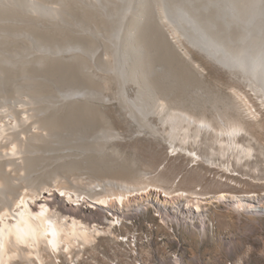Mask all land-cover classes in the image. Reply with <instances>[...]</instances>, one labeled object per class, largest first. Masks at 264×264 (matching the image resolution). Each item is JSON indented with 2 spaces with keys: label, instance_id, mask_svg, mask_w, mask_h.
<instances>
[{
  "label": "bare ground",
  "instance_id": "1",
  "mask_svg": "<svg viewBox=\"0 0 264 264\" xmlns=\"http://www.w3.org/2000/svg\"><path fill=\"white\" fill-rule=\"evenodd\" d=\"M49 1L0 0V264H46L62 257L72 262L82 258L101 237L115 236V221L133 220L150 208L164 223L205 224L206 205L216 195L174 185L173 178L163 173L153 177L156 167L146 164L147 154L136 150L134 159L124 151L115 117L99 109L105 101L99 100L86 78H72L76 82L67 78L69 83L57 87L50 97L31 102L23 99L27 93L21 91L23 68L31 63L32 50L25 52V47L21 53L7 44L23 45L24 39H29L34 44L30 47L41 53L36 59L35 53L34 66L42 64L46 55L63 53L96 61L95 66L118 84L117 103L137 132L154 139L165 137L174 149L212 159L211 152L202 156L195 151L188 131L181 130V122H186L209 133L217 143H230L236 151L232 161L236 170L239 157L250 155V145L257 141L250 123L257 106L264 108V0H70L90 7L84 8L92 9L105 25L82 26V32L97 41L91 48L80 40L83 43L51 48L9 28L15 24L14 13L53 18L61 14V9L50 8ZM32 22L34 29L35 25L42 29L52 24L51 19ZM154 34L163 43L151 42ZM182 40L231 76L239 77L245 92L231 88L221 101L206 98L210 90L204 93L201 87L203 91L195 88L187 100L160 96V101L156 85L171 82L169 67L182 68L194 77L202 71L195 61L198 56L180 48ZM103 42L112 52L111 64L98 53ZM153 43L164 45L167 57L155 58ZM128 82L137 87L132 100L125 96ZM170 82L167 87H174ZM202 82L198 83L202 86ZM78 116V122L86 126L72 121ZM154 116L160 121L158 126L148 122ZM165 128L170 131L165 133ZM243 197L219 196L237 212H257L255 204L264 201V195Z\"/></svg>",
  "mask_w": 264,
  "mask_h": 264
},
{
  "label": "rangeland",
  "instance_id": "2",
  "mask_svg": "<svg viewBox=\"0 0 264 264\" xmlns=\"http://www.w3.org/2000/svg\"><path fill=\"white\" fill-rule=\"evenodd\" d=\"M50 1L49 3L51 5L48 3L50 8L61 9V14L57 13L56 15L58 16L53 18V16L50 17L47 15L45 17L39 15V13H34L33 15L25 12L14 13L11 17H14L15 24L9 28L11 30L13 29L15 33H27L35 41L38 40L39 44L51 46V48H54L53 46H59L61 49L64 44L74 43L75 41H83L85 45L87 44L86 47L90 48L97 45V41L83 33L81 28L82 26L91 27L92 25L94 27L98 25L97 28H102L101 25L105 27L100 22L101 19L98 18V14L94 13L92 9L87 10L90 7H82L76 1L59 0L62 2L59 5L56 4L58 0H53L56 3H52V0ZM28 16L30 19H35V21H50L51 19L52 26L50 25L51 27L46 26L39 29L35 25L34 29V26H32L33 19L29 21ZM79 36L82 37L80 38ZM157 37L158 35L156 34L152 35L150 41L154 42L156 39L157 43H163ZM25 42L29 47L34 48L32 46L34 44L29 39H24L23 45L14 42L7 44L8 47H13L15 50L21 49L20 52L26 48L27 50H24L25 52H29L30 49L32 50L30 51L31 55L33 54L31 56L33 58L30 60L31 65L29 64L23 68V70L25 69L23 71L25 80L23 82L21 81L22 84L24 83V90L21 89V91L27 92H23L24 94L21 93L23 94L21 96L23 99L30 100L31 102L35 98H42V96L44 98L50 97L57 90V87L59 88L64 84L67 85L70 78L72 82H76L72 78H86L85 82L87 85H91L92 90L95 88V92L99 94V100L105 101L104 104H99V109L103 112H111L115 117V129L119 133V142L124 151L134 159L137 158L135 154L136 150H141L147 154L145 156L146 164L150 162V164L156 167L155 173L152 175L153 177L163 173L166 177L173 178L172 182H175H173L174 185L180 184L182 186L184 185L183 187L185 189L192 187V191L204 192L212 196L216 195L206 205L208 218L202 226L201 224L177 225L170 222L164 223L157 216V212L153 208H150L148 211H140L133 220L115 221L113 231L115 236L107 235L101 237L98 239L96 245L83 253L84 256L82 258L69 262L65 257H62L60 260H55L54 262L49 261L46 264H264V201H262L261 205L255 204V210L257 212H237L232 209L229 203L223 202L219 198L220 195L226 194L234 197L245 196L243 198L246 199L250 198L249 196L253 194L259 196L264 195L263 106H257L256 116L250 122L258 142L256 141V143L250 145V149L252 150L250 155L243 154L239 157L241 158L240 162H238L239 168L235 170L233 169L232 163L234 164V162L232 161L236 157V151L233 150L230 143H217L209 133H205L201 129H196L186 122H181L183 124L181 125L179 123L178 125H181L182 131H188V141H190L195 151L202 154V156L209 155L211 152L213 154V161L207 158H196L194 153H188V151L184 152L180 149H174L165 137H157L154 139L148 133L143 132L140 134L137 132L133 122L125 116L124 111L117 103L120 97L118 84L113 80L112 76L100 71L95 66L97 65L96 61H90L86 57L78 56V54L73 58L64 53L59 56L53 55L49 57L43 54L46 58L43 59L42 64L34 66L32 61L39 57L38 55H41V53L38 54L35 49L28 48ZM161 45L157 44L151 50L154 53V50L157 52V49H160L157 52L158 54L155 52L156 54L154 53V55L155 58L160 57L163 60V57H167V54L164 45ZM179 46H181L180 48L182 50L190 51L191 54L198 56L195 61L202 71H199L198 76L194 77L190 73L189 75L187 70H183L182 68L176 69L177 67L170 69L172 67H169L171 82H168L174 87L170 86L168 88V82L157 84L155 90H158L157 94L159 97H173V100H187V98L191 97L190 95L194 90H202L203 88L204 93L205 91L208 93L210 90L208 93L210 95L205 94L206 98L224 101L225 96L228 95L231 88H235L241 94L245 92L243 83L241 85V79L239 77L231 76L226 69L207 60L202 54L186 44L185 41L182 40ZM100 48L102 49L98 53L101 56V60H104L108 64L113 63L114 60L109 45L103 42ZM162 49L164 51L163 53L161 52ZM36 52L37 55L35 54ZM199 78H201L200 80L203 79V82ZM198 82L206 85L204 86L203 84L201 86ZM128 83L125 84V96L127 99L132 100L136 97L137 87L131 82ZM197 83L198 85H196ZM171 87L175 91L170 89ZM6 90L10 91L9 88ZM5 93L7 94L9 92L6 91ZM183 94L185 95L183 96ZM30 96L33 98L31 99ZM162 97H160V101H162ZM253 100L257 103V100ZM80 119L81 116L80 118L78 116L77 119L73 117L72 121L80 124V126H86L83 122H78ZM61 122L62 120L60 121V125ZM148 122L155 126H158L160 123L158 117L155 116L149 118ZM169 131V128H165V133ZM178 136L182 138L181 134ZM240 142H244L243 138L240 139ZM223 158H226L228 163ZM92 255H95L96 258H92ZM34 264L37 263L34 262Z\"/></svg>",
  "mask_w": 264,
  "mask_h": 264
}]
</instances>
